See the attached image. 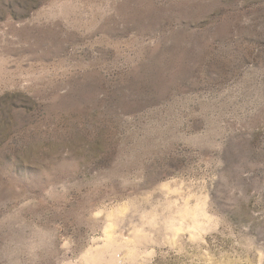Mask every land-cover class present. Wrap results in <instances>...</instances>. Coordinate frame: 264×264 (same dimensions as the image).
Here are the masks:
<instances>
[{"label":"rangeland","instance_id":"1","mask_svg":"<svg viewBox=\"0 0 264 264\" xmlns=\"http://www.w3.org/2000/svg\"><path fill=\"white\" fill-rule=\"evenodd\" d=\"M0 264H264V0H0Z\"/></svg>","mask_w":264,"mask_h":264}]
</instances>
